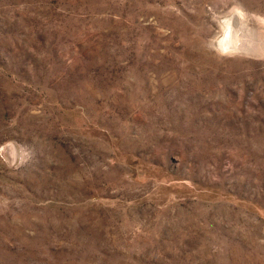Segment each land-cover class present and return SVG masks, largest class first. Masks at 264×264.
Here are the masks:
<instances>
[{
    "label": "rangeland",
    "instance_id": "374dc122",
    "mask_svg": "<svg viewBox=\"0 0 264 264\" xmlns=\"http://www.w3.org/2000/svg\"><path fill=\"white\" fill-rule=\"evenodd\" d=\"M0 264H264V0H0Z\"/></svg>",
    "mask_w": 264,
    "mask_h": 264
},
{
    "label": "bare ground",
    "instance_id": "6f19581e",
    "mask_svg": "<svg viewBox=\"0 0 264 264\" xmlns=\"http://www.w3.org/2000/svg\"><path fill=\"white\" fill-rule=\"evenodd\" d=\"M231 19L232 18H235V23H236V26L235 28H231V24H234V22L232 23H226L224 26H223V35L219 41V45L222 46V42H226L227 45L232 43L234 44L232 46V50L233 51H238L239 49L241 50V43H242V40H243V36H244V32H245V24L243 22V16H240V15H232L230 17ZM244 24V26H243ZM236 43V44H235ZM222 49H226V48H223L221 47Z\"/></svg>",
    "mask_w": 264,
    "mask_h": 264
}]
</instances>
